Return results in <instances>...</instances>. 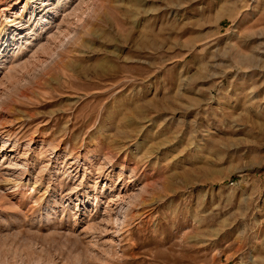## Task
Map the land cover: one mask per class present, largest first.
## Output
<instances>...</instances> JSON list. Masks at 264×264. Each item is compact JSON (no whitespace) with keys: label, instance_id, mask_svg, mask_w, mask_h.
<instances>
[{"label":"rangeland","instance_id":"374dc122","mask_svg":"<svg viewBox=\"0 0 264 264\" xmlns=\"http://www.w3.org/2000/svg\"><path fill=\"white\" fill-rule=\"evenodd\" d=\"M33 5L0 0V264H264V0Z\"/></svg>","mask_w":264,"mask_h":264},{"label":"bare ground","instance_id":"6f19581e","mask_svg":"<svg viewBox=\"0 0 264 264\" xmlns=\"http://www.w3.org/2000/svg\"><path fill=\"white\" fill-rule=\"evenodd\" d=\"M38 1H39V7L35 8V5L32 6L31 16L35 15V16L33 17V22H32V23L41 20V17L38 16V14H40V12H41V11H40V7H44V8L41 9V10H44V9H45V10H46V14H48V12H50L51 9H54L55 6L58 7L57 3H58L59 1H62V5H65V4L69 3L71 0H58V1L55 2V3H53V1H55V0H38ZM29 3H30V2H29ZM48 7H51V8H48ZM37 12H39V13H37ZM42 18H44V17H42Z\"/></svg>","mask_w":264,"mask_h":264}]
</instances>
